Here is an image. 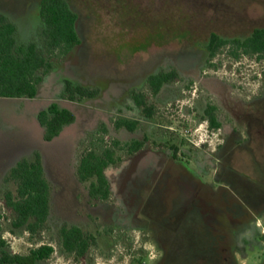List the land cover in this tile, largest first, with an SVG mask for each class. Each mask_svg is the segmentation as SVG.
Instances as JSON below:
<instances>
[{
  "label": "rangeland",
  "instance_id": "374dc122",
  "mask_svg": "<svg viewBox=\"0 0 264 264\" xmlns=\"http://www.w3.org/2000/svg\"><path fill=\"white\" fill-rule=\"evenodd\" d=\"M39 1L0 0V13L17 26L18 43H35L52 64L48 72H38L41 81L34 100L0 98V237L7 251L16 255L50 244L54 252L40 264H153L159 252L149 232L159 227L146 214L150 210L143 205V194L139 200H132L134 203L126 201L122 211L111 210L122 203V197L126 200L122 195L128 175L121 180L123 171L120 172L125 155L119 153L118 161L103 170L110 187L106 202L88 198L86 183L77 179L78 161L88 149L99 153L112 138L127 140V135L120 136L113 126L115 119L126 118V110L116 115L115 109L126 103L132 87L157 72L167 56L184 65L180 55L198 56L197 49L203 47L211 33L226 39L246 38L254 28L264 27V0H66L77 15L79 43L69 51L57 48L50 53L43 45ZM230 50L218 52L203 68V75L228 79L247 95L255 93L257 79L264 77V58H234ZM67 81L95 88L98 94L89 100L70 99L63 93ZM53 101L71 108L75 122L54 142L47 143L36 118L37 111ZM192 101L183 98L169 111H159L149 134L165 131L161 125L170 127L163 140L176 144L178 151H184L183 158L194 167L195 160L201 161L207 153L214 155L221 136L207 129L205 122H196L179 112L181 103L190 107ZM176 106L179 107L175 109ZM97 132H101L102 142L88 146L87 139ZM235 154L238 157L239 153ZM37 155L50 189V214L44 228L30 235L24 229L11 227L13 215L4 207L3 196L6 192L15 194L10 168ZM263 165L255 172V180H250L264 194ZM227 201L224 205L217 195L209 201L214 257L202 262L191 259L188 264H231L230 235L245 217L239 215L237 197ZM122 213L129 223L116 218ZM62 225L78 226L95 237L96 244L84 258L62 253L58 245ZM258 225L259 234L264 237V221ZM171 249L174 258L182 262L179 264L187 263L185 249ZM255 254L256 251L249 257L254 258ZM253 261L238 257L241 264Z\"/></svg>",
  "mask_w": 264,
  "mask_h": 264
},
{
  "label": "flooded vegetation",
  "instance_id": "af4514ba",
  "mask_svg": "<svg viewBox=\"0 0 264 264\" xmlns=\"http://www.w3.org/2000/svg\"><path fill=\"white\" fill-rule=\"evenodd\" d=\"M197 50L200 51L198 56L180 55V62L183 61L184 65H178L176 60L167 56L157 72L132 87L126 103L115 109L116 115L126 110L128 127L117 126V122L122 118L115 119L113 126L120 136L126 134L127 140L112 138L105 148H111L113 151V161L109 165L118 161L119 153L125 155L126 159L122 161L120 170L123 171L121 180L126 174L128 178L122 195L126 200L123 201L122 197V203H117L111 210L117 212L126 201H137L143 194V205L146 210H150L146 214L159 227L149 232L159 252L153 264L182 263L174 258L175 254L171 249L173 246L186 250L188 264L191 259L202 262L214 257L211 245L213 227L208 220L210 199L217 195L222 197L223 204L227 205V199L237 197V210L245 220L230 235L232 242L228 256L231 264H241L238 262L239 256L250 261L255 259L250 264H264V237L259 234L258 225L261 220L264 221V194L250 180H255V172L260 164L264 163V77L257 79L256 92L247 95L241 92L243 88L237 87L228 79L204 76L203 68L209 66L211 60H207L202 46ZM263 58L264 56L258 59L261 61ZM68 85H71L72 89L78 87L93 92L92 95L83 97L74 94L72 98L89 100L98 94L95 88L74 85L67 81L63 93L70 99L72 98L67 90ZM37 96L38 89L36 96L29 100H34ZM183 98L193 100L192 105L189 107L181 103L179 112L193 117L196 122H205L207 129L221 136L213 151L214 155L207 153L201 161L195 160L194 167L183 158L184 151H178L176 144L163 140L169 134L166 130H171L170 127L161 125L165 131L161 129L158 130L159 134H149L157 113L162 112L163 108L169 111L170 106L176 105ZM53 104L70 111L74 120L64 125L58 135L47 141L46 130L39 115ZM165 111L164 114L167 113ZM36 120L43 132V140L51 143L60 137L66 127L75 122V114L71 108L62 107L53 101L37 111ZM145 124H148L147 128ZM102 138L101 132L93 134L87 139L88 146L98 140L102 142ZM114 142H117V145H114ZM89 151L91 149L78 161L77 179L86 183V194L90 200L106 202L109 197L103 200L92 198L90 194L92 185L97 184V178L94 176L83 180L78 172L82 158ZM237 152L238 157L235 154ZM31 160L33 158L28 161ZM235 163L239 164L238 168ZM116 218L129 223L123 213L117 214ZM63 226L67 225H62L59 230ZM67 227L79 228L74 225ZM1 242L4 241L0 237ZM5 244L4 242L3 246L0 245V264H7L2 261L6 254L15 255L7 251ZM255 251L254 258H250L249 254Z\"/></svg>",
  "mask_w": 264,
  "mask_h": 264
},
{
  "label": "trees",
  "instance_id": "16d2710c",
  "mask_svg": "<svg viewBox=\"0 0 264 264\" xmlns=\"http://www.w3.org/2000/svg\"><path fill=\"white\" fill-rule=\"evenodd\" d=\"M38 15L43 29L44 49L48 53L57 48L66 52L79 43L75 29L77 15L66 0H40ZM225 48H231L230 53L234 58L242 55L263 57L264 28H254L246 38L226 39L211 33L203 45L207 60H211ZM51 68V62L35 43H18L17 26L0 13V98H34L41 81L37 73L48 72ZM70 86L68 85L67 90L71 98L74 94L81 97L93 94L83 88L72 89ZM39 119L45 127V139L48 141L58 135L64 125L71 123L74 115L53 104L40 113ZM128 125L125 118L117 122V126ZM112 161L111 148L102 149L99 153L91 150L82 158L78 170L81 179L94 176L97 178V184L91 187L92 198L105 200L109 197V186L103 170ZM9 176L16 185L15 194L6 192L3 196L4 207L13 215L10 225L13 229H24L30 235H35L44 228L50 208V190L44 178L40 157L37 155L31 161L18 162ZM58 235V245L62 253L77 259L84 258L88 250L96 244L94 236L83 233L77 227L63 226ZM0 245L3 246L4 242ZM53 252L52 246L43 244L30 249L26 255L6 254L2 261L7 264H37L47 261Z\"/></svg>",
  "mask_w": 264,
  "mask_h": 264
}]
</instances>
